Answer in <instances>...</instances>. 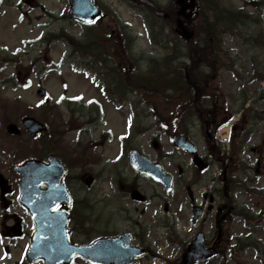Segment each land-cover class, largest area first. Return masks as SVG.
<instances>
[{
    "label": "rangeland",
    "instance_id": "1",
    "mask_svg": "<svg viewBox=\"0 0 264 264\" xmlns=\"http://www.w3.org/2000/svg\"><path fill=\"white\" fill-rule=\"evenodd\" d=\"M160 1L165 5L172 2L171 0ZM221 2L220 9L224 12H230L228 10L231 9L234 12L241 10L245 14V10L249 17L243 22L249 30V39L264 41V0H221ZM259 2H263L259 9L261 10L260 16L254 11L256 3ZM96 3L106 12L103 20L106 26L114 23L110 16L112 11L120 16L122 22L130 25L132 36L138 40L135 49L139 58L146 60L163 55V50L150 43L146 26L150 14L146 9H143V13L141 9H136L122 0H96ZM202 5L201 9L207 10L206 0H202ZM68 10V0H0V174L5 176L13 188L20 182V176L12 170L13 166L33 158L36 154L35 141L26 133L19 131L23 128L22 118L24 116L32 115L48 125L49 135L51 134L49 145L52 142L54 144L52 150L66 158L76 156L77 160L69 162L75 168V174L85 172V170H94L93 165H88V158L98 164L101 162L100 156H102V161H105L108 157L120 156L124 150L120 137L129 133L128 119L131 114L128 107L117 112L105 100L102 101L106 104L104 108L107 125L94 129L95 135L90 138V142H88L87 135L91 128L88 125H75L73 128L69 125L72 121L70 109H74L77 116L81 117L80 122H87L86 117L89 116L90 107L83 105H88L91 100L101 97L86 78L76 71L71 60L67 58L63 62L64 58L72 53L68 34L77 37L82 35L81 26L65 18ZM211 16H214V12L209 13V17ZM258 19H260L258 22L262 21L261 24L255 22ZM222 26H215L217 32L211 37L215 41L218 38L222 41L224 49L234 62L232 71L220 72L219 78L214 82L215 89L219 88L220 98L222 97L218 104L228 117L234 115L235 120H239L230 123L232 125L230 128V125L225 127V129L229 128L230 132L236 126L235 145L241 139L244 140L241 143L239 159L244 161L247 167L256 166L255 168L263 175L255 184L247 183L248 180L252 181L254 169L247 173L248 180L242 178L245 186H251L261 193L252 197L243 193L238 195L237 202L240 208L244 206L245 214L249 215L253 222H245L246 219L242 218L228 225L226 243L231 247L236 245L235 251H223V254L210 263L204 264H264V121L258 119V117H264V82L262 80L264 60L258 62L255 58L257 61L255 69L251 61L253 56L261 54L258 46H254L258 49L257 51L252 50L249 53L244 41L231 35L234 32L233 26ZM175 28L174 22L165 34L169 38H176ZM59 32L67 39V42H52L44 39L50 34L54 35ZM242 32H247V29H243ZM75 61L78 67L85 64L83 59L79 62L78 59ZM55 64H59L60 67L56 68ZM254 74L255 77L258 76V79H253ZM39 88L47 91L46 98L40 99L37 96ZM149 105L145 101L144 108L147 113L153 112L154 115L145 119L142 124V127H149V129L143 136L136 137L130 145L141 149L154 160L158 159V151L167 153L170 157L162 159L166 171L176 175L173 165L180 163L185 168V177L190 178L194 173L192 160L173 146L169 139L173 130L171 128L162 129L160 110L156 109L154 103ZM107 131L112 133L114 141L93 147L101 134ZM187 131L199 148V156L206 158L211 146L204 133L201 132L198 123L189 125ZM154 139H158L159 149L154 148ZM219 142L221 143L220 140ZM220 146L222 149H227L224 143ZM206 173L207 177L202 183V189L209 191L210 185H213L211 180L217 178L220 172L212 165ZM78 190L79 188L76 187L77 194ZM173 199L179 204L187 205V199L177 189L172 197V203L175 204ZM214 221V217H208L203 224L202 230L207 234L208 239L211 238ZM190 226V215L187 214L184 220L179 222L180 232L184 236H193ZM82 236L83 234L77 232L73 239L83 241ZM230 236H236L239 240L232 241ZM23 243L20 242L19 248L11 251V260H7V264L23 259ZM173 252L171 249L172 260L179 256ZM5 255L4 243L0 241V264L5 262Z\"/></svg>",
    "mask_w": 264,
    "mask_h": 264
},
{
    "label": "flooded vegetation",
    "instance_id": "2",
    "mask_svg": "<svg viewBox=\"0 0 264 264\" xmlns=\"http://www.w3.org/2000/svg\"><path fill=\"white\" fill-rule=\"evenodd\" d=\"M164 10L166 7L158 3ZM161 4V5H160ZM166 17H169L166 14ZM118 35L129 34L127 25H118ZM125 27V28H123ZM134 40V39H132ZM135 41V40H134ZM181 47L186 45L185 40L180 43ZM127 48V49H126ZM158 48V47H157ZM133 47L130 40L119 38L118 53H126L127 56L133 57L131 54ZM112 67L122 70L123 62L113 63ZM101 67V66H100ZM126 67L128 65L126 64ZM101 68H106L105 66ZM135 70L126 71V74L137 72V62H135ZM106 71V70H105ZM89 72L93 77H97L98 70L91 64ZM99 75V74H98ZM102 93H121L122 90L100 86ZM133 87H126L125 93L134 92ZM118 105L134 106L136 105L132 99L126 97L121 100ZM213 140V136L211 137ZM91 153V152H90ZM126 160H117L115 157H108L105 161L102 158L96 165L91 158L87 162L89 166L93 165L94 172H87L83 183H78L83 187V204H82V225L77 222V217L72 215L73 209L68 210L69 233L76 234L83 229L85 245H91L97 239L118 238L122 240L114 247L116 252L106 257V264H171V194L161 183H156L151 179L134 172L129 163V152H125ZM167 156L163 155V160ZM100 165V166H99ZM91 168V167H90ZM88 177L92 178V182H87ZM181 185V184H180ZM74 197L73 187L71 188ZM19 191V190H18ZM0 220L9 225L16 221L19 211L27 216L26 210L19 204V193H13L11 189L2 197L0 193ZM214 204L212 213L218 214L219 203L213 195L203 193L198 190V204L205 208ZM233 203V202H231ZM228 206L225 204V207ZM232 207L229 211H232ZM222 210V208H221ZM218 211V212H217ZM223 218H226L224 216ZM20 223L21 235L30 243L33 232L27 229V226ZM221 225L220 220L216 221V228ZM6 236L13 245L12 239L13 228H6ZM186 239L179 236V244L184 246ZM207 245H210L207 242ZM177 241H174V248L177 249ZM82 264H90L89 261H83Z\"/></svg>",
    "mask_w": 264,
    "mask_h": 264
},
{
    "label": "water",
    "instance_id": "3",
    "mask_svg": "<svg viewBox=\"0 0 264 264\" xmlns=\"http://www.w3.org/2000/svg\"><path fill=\"white\" fill-rule=\"evenodd\" d=\"M177 4L182 7V13L188 11H194L196 7V0H176ZM71 10L70 16L82 22L92 21L97 15H99L98 9L93 5L92 0H70ZM180 29L187 37H190L189 32L183 28L180 24ZM45 91L40 90L38 92L39 96H44ZM25 126L28 129L30 135L36 137L40 133L46 130L38 121L32 118H26L24 121ZM175 143L179 145L182 149L194 153L195 150L193 146L188 143L185 138H177ZM51 164L46 166L41 163L30 162L24 167L20 168L25 177L32 180L35 183L46 184L49 187V193L47 197H50L54 193H60L63 191L62 178L65 174L64 168L55 160L54 157L50 158ZM198 164L201 165V161L198 159ZM52 169L53 173H48V170ZM155 173L160 175L159 170ZM171 188V181L168 182ZM55 195H53L54 199ZM59 198H61L59 196ZM62 201V200H61ZM197 221V220H195ZM53 231L56 232L54 235L46 238L47 242L44 240L41 242V237L39 236V244L37 246L44 247L45 245L48 249L34 253V258H43L46 264H70L71 260L77 255H85L84 247H75L70 245L66 237V221L65 219L59 217L56 221V225L53 224ZM41 242V243H40ZM211 256L209 250L204 249L202 245L201 237L198 239V245L191 247L190 251L186 255L183 264H195L201 260H205Z\"/></svg>",
    "mask_w": 264,
    "mask_h": 264
},
{
    "label": "trees",
    "instance_id": "4",
    "mask_svg": "<svg viewBox=\"0 0 264 264\" xmlns=\"http://www.w3.org/2000/svg\"><path fill=\"white\" fill-rule=\"evenodd\" d=\"M213 4V2L211 3V5ZM213 6H217V4L214 2V4H213ZM228 18V17H227ZM226 18V19H227ZM202 24H203V22H202ZM202 31H203V29H202ZM75 47H76V52H79V53H82L83 52V44L82 43H80V42H75ZM201 54H204V52H203V50H202V52H201Z\"/></svg>",
    "mask_w": 264,
    "mask_h": 264
},
{
    "label": "snow or ice",
    "instance_id": "5",
    "mask_svg": "<svg viewBox=\"0 0 264 264\" xmlns=\"http://www.w3.org/2000/svg\"><path fill=\"white\" fill-rule=\"evenodd\" d=\"M89 23L93 22V21H88Z\"/></svg>",
    "mask_w": 264,
    "mask_h": 264
}]
</instances>
